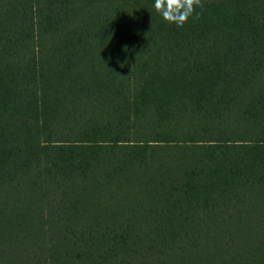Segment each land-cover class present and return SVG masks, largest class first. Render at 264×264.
<instances>
[{
    "label": "trees",
    "instance_id": "obj_1",
    "mask_svg": "<svg viewBox=\"0 0 264 264\" xmlns=\"http://www.w3.org/2000/svg\"><path fill=\"white\" fill-rule=\"evenodd\" d=\"M202 3L0 0V264H264V0Z\"/></svg>",
    "mask_w": 264,
    "mask_h": 264
},
{
    "label": "clouds",
    "instance_id": "obj_2",
    "mask_svg": "<svg viewBox=\"0 0 264 264\" xmlns=\"http://www.w3.org/2000/svg\"><path fill=\"white\" fill-rule=\"evenodd\" d=\"M153 7L166 22L183 27L194 14L199 18L196 9L202 8L203 3L202 0H153Z\"/></svg>",
    "mask_w": 264,
    "mask_h": 264
}]
</instances>
